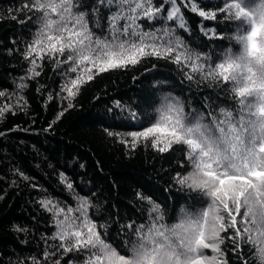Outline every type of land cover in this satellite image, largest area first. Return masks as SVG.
I'll return each instance as SVG.
<instances>
[{
  "label": "snow or ice",
  "instance_id": "snow-or-ice-1",
  "mask_svg": "<svg viewBox=\"0 0 264 264\" xmlns=\"http://www.w3.org/2000/svg\"><path fill=\"white\" fill-rule=\"evenodd\" d=\"M26 7L38 13L37 31L24 53L33 65L30 71L39 75L37 58H47L62 75L77 73L64 85L68 97L76 95L85 74L87 80L93 79V69L99 74L151 56L170 59L187 69L188 80L198 76L213 82L229 97L218 108L206 104L207 111L193 108L186 113L179 97L165 94L150 126L126 133L133 144L151 139L160 152L184 146L182 155L191 171L174 179L199 193L201 207H181L169 222L159 204L149 201V217L125 226L130 231L123 233L118 249L107 240L106 226H99L105 229L102 234L89 217L86 199L78 198L75 208L53 205L54 214L63 217L57 220L53 237L63 242L59 247L85 254L82 264H227L220 259L221 233L231 230L228 238L240 264H264V0H217L213 11L198 9L193 0H163L159 6L154 0H96L95 28L101 27L100 9L109 12L107 34L100 35L89 27V14L80 0H29ZM181 7L218 21L205 35L226 40L228 46L216 53L189 47L177 34V26L188 31ZM218 13H226L223 21L239 22L230 33L217 30L223 23ZM141 21L159 22L160 27L145 30ZM116 106L122 107L119 101ZM3 111L0 108V114ZM42 203L46 208L52 204ZM237 238L250 247L249 255Z\"/></svg>",
  "mask_w": 264,
  "mask_h": 264
},
{
  "label": "trees",
  "instance_id": "trees-1",
  "mask_svg": "<svg viewBox=\"0 0 264 264\" xmlns=\"http://www.w3.org/2000/svg\"><path fill=\"white\" fill-rule=\"evenodd\" d=\"M193 2L205 11L215 10L217 4V0ZM28 3L0 0V108L4 109L0 114V264H33L34 258L36 264H82L85 254L65 252L59 247L63 242L53 239L57 220L63 218L54 214L53 205L75 208L78 198L86 199L89 217L102 234L105 229L99 226H106L107 240L118 249L123 246V233L130 231L125 226L149 217V201L159 204L169 222L181 207H201L199 193L174 179L191 171L182 155L184 146L160 152L151 139L133 144L126 133L150 126L165 94L179 97L186 113L193 108L207 111L206 104L218 108L229 97L213 82L198 76L188 80L187 69L156 56L99 74L93 69V79L87 80L85 74L76 95L68 97L64 85L77 73L64 76L47 58H37L39 75L30 71L33 65L24 53L37 31L38 13L29 11ZM80 3L89 14V27L97 35L107 34L108 10L100 9L101 27L95 28L96 0ZM154 3L159 6L163 0ZM181 13L188 31L177 26V34L189 47L216 53L228 46L226 40L205 35L218 21L205 20L190 8L181 7ZM224 15L218 13L219 21ZM141 23L149 31L152 25L160 27L159 22ZM236 23L223 21L217 30L230 33ZM117 101L122 107L116 106ZM42 201L52 204L46 208ZM221 236L220 259L240 264L228 238L231 230ZM237 244L246 256L250 254V247L240 244L239 238Z\"/></svg>",
  "mask_w": 264,
  "mask_h": 264
}]
</instances>
